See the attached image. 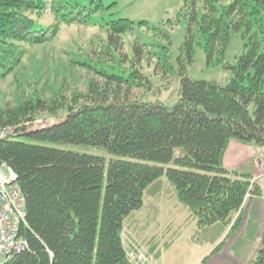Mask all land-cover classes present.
<instances>
[{
	"label": "trees",
	"instance_id": "1",
	"mask_svg": "<svg viewBox=\"0 0 264 264\" xmlns=\"http://www.w3.org/2000/svg\"><path fill=\"white\" fill-rule=\"evenodd\" d=\"M110 7L102 0H0V80L22 67L32 48L55 40L61 27L86 26ZM263 12L264 0H191L181 14L186 27L171 107L141 101L152 90L142 63L154 60L153 74L166 78L172 72L167 49L152 53L134 46L131 58L120 54V36L135 24L118 19L102 23L107 38L96 59L70 60L97 78L86 93L68 89L67 97L53 91L46 99L40 91L1 110L0 130L14 133L0 140V163L16 174L27 223V249L4 264H131L124 220L142 208L145 196L160 194L162 178L196 228L206 231L209 244L225 234L231 239L243 222L246 197L258 193L250 189L252 175L227 170L223 156L230 142L264 154ZM237 32L244 51L234 64L223 65L229 38ZM196 47L207 67L230 71L227 84L187 76ZM42 115L62 120L27 132V124ZM43 142L101 149L108 158L36 144ZM248 264H264V230Z\"/></svg>",
	"mask_w": 264,
	"mask_h": 264
},
{
	"label": "rangeland",
	"instance_id": "2",
	"mask_svg": "<svg viewBox=\"0 0 264 264\" xmlns=\"http://www.w3.org/2000/svg\"><path fill=\"white\" fill-rule=\"evenodd\" d=\"M102 1L104 6H111L108 11L90 17L86 26L72 24L61 27L55 40L45 46L32 48L22 67L6 79L0 80V111L15 106L22 96H33L40 91L46 99L51 98L53 91H60L67 97L72 94L71 91H67L68 89H74L79 94L86 93L88 85L97 81V78L82 67L75 66L70 60L86 57L96 59L98 54L103 53L107 38L102 23L118 19H127L135 24L131 31L120 36V54L131 58L134 46H146L152 53L161 52V48H166L172 66L171 74L163 78L161 75L153 74L154 60L149 65L145 60L143 61L141 71L148 76L152 90L143 94L144 100L141 101L159 100L166 107H171L176 102L179 81L173 72L176 71V59L184 41L186 27L181 14L188 12L191 0ZM201 7V2H197L198 13L201 12ZM261 20L264 22V12L261 14ZM167 21H170L171 26ZM140 22H145L147 27L137 25ZM243 43L240 32L231 34L224 53L223 65H232L236 62L244 51ZM223 65L207 67L202 50L196 47L193 63L187 69V76L193 80L214 81L225 85L231 80V74L229 70L223 68ZM166 88L167 91H162ZM156 93L159 94L155 95ZM136 96L139 98L140 93L137 92ZM61 120L60 117L42 115L36 121L27 124V132L51 127ZM16 140L28 144L35 143L25 137ZM36 144L108 158L104 150L87 146L45 142ZM250 159L257 173L264 168V154L257 148L251 150L250 156L245 161L249 162ZM161 181L160 194L157 197L145 196L142 208L124 220L125 246L130 239L139 252L145 256H152L157 264H201L209 255L220 253L230 240L229 237L225 234L219 243L209 244L206 231H199L196 228L195 220L189 210L178 202L173 187L165 178ZM251 185H254L250 188L252 192H256L257 189V193L260 194L253 180ZM252 197V195L246 197L241 215L245 223L243 227L241 224L242 231L227 252L236 264H248L255 258L264 230V199L260 201L259 207L255 206L247 212V202Z\"/></svg>",
	"mask_w": 264,
	"mask_h": 264
},
{
	"label": "built area",
	"instance_id": "3",
	"mask_svg": "<svg viewBox=\"0 0 264 264\" xmlns=\"http://www.w3.org/2000/svg\"><path fill=\"white\" fill-rule=\"evenodd\" d=\"M13 129L0 130V140L13 136ZM27 227L25 198L16 174L6 164L0 163V264L27 249L23 231ZM127 258L131 264H157L152 256L139 252L128 239Z\"/></svg>",
	"mask_w": 264,
	"mask_h": 264
},
{
	"label": "crops",
	"instance_id": "4",
	"mask_svg": "<svg viewBox=\"0 0 264 264\" xmlns=\"http://www.w3.org/2000/svg\"><path fill=\"white\" fill-rule=\"evenodd\" d=\"M253 149L256 148L230 142L223 156V165L227 170L249 172L252 175L254 184L257 185L260 190V194H254L247 202V212H250L255 206L259 207L260 201L264 199V168L257 173L255 167L253 168L254 165L251 163V159L249 162L245 161V159L250 156V152Z\"/></svg>",
	"mask_w": 264,
	"mask_h": 264
},
{
	"label": "water",
	"instance_id": "5",
	"mask_svg": "<svg viewBox=\"0 0 264 264\" xmlns=\"http://www.w3.org/2000/svg\"><path fill=\"white\" fill-rule=\"evenodd\" d=\"M245 223V220H243L242 227ZM242 227L238 230L236 234L232 236V238L225 244L222 251L214 256H208L204 261L201 262V264H236L235 260H233L228 255V250L233 244L234 240L237 238V236L241 233Z\"/></svg>",
	"mask_w": 264,
	"mask_h": 264
}]
</instances>
